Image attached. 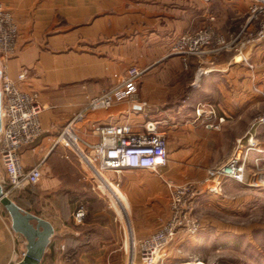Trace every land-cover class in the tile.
<instances>
[{"label":"crops","instance_id":"1","mask_svg":"<svg viewBox=\"0 0 264 264\" xmlns=\"http://www.w3.org/2000/svg\"><path fill=\"white\" fill-rule=\"evenodd\" d=\"M250 4L251 0H0L19 27L8 73L22 90L38 93L45 107L40 139L21 150L27 168L44 160L40 194L53 216H38L50 221L55 233L41 264H130L137 250L127 248V241L149 237L170 216L171 185L198 186L193 214L217 203L218 195L200 184L208 168L225 163L236 152L253 122L264 114V42L245 49L248 63L234 52H222L212 61L190 58L185 65L170 50L183 34L209 24L232 38L246 22ZM133 65L148 68L136 100L89 111L74 129L96 143L100 137L92 124L128 123L143 131L147 122L158 121L168 141V164L157 171L111 174L121 192H116L117 201L130 212L129 221L92 223L88 216L76 224L73 213L81 204L86 208L81 198L91 194L88 182L94 177L84 164L83 170L74 166L67 144L56 145V140L92 98L121 83ZM23 70L29 74L20 80ZM201 105L206 111L213 109L215 116L198 117ZM255 133L263 151L250 154L242 183L248 188L264 187V160L263 169L255 172V159L264 158V126ZM4 176L0 164V180ZM234 184L239 182L228 181L226 191ZM103 188L108 189L107 184ZM52 195L57 200H51ZM117 201L114 205L124 216ZM1 206L0 264H15L25 254L26 240L12 229ZM184 241L180 238L175 246L183 247Z\"/></svg>","mask_w":264,"mask_h":264},{"label":"built area","instance_id":"2","mask_svg":"<svg viewBox=\"0 0 264 264\" xmlns=\"http://www.w3.org/2000/svg\"><path fill=\"white\" fill-rule=\"evenodd\" d=\"M214 18H212L213 20ZM19 27L13 13L0 6V65L2 95V130L0 133V164L5 176L0 180L5 193L10 195L36 186L43 177L44 160L32 168L24 164L21 150L34 143L43 133L41 114L45 107L36 92L22 90L8 73V62L15 53ZM264 42V0H251L246 22L230 39L218 33L212 25L199 30L186 32L173 45L170 55L182 58L185 65L190 58L211 61L222 52H234L248 60L244 54L248 46ZM148 68L131 66L124 80L115 87L92 98L86 106L66 125L56 140L77 154L82 164L100 183L107 184L104 172L120 173L124 170H154L168 164V141L158 121H149L143 131H136L128 123L100 125L92 124L91 130L100 137L92 143L80 136L75 125L89 111L109 108L116 102L135 101L139 83ZM28 70L19 75L20 80L28 77ZM204 105L196 109L198 117L209 114ZM224 119L220 118L222 122ZM264 126V114L258 116L245 138L239 143L236 152L222 164L207 169L201 186L214 195H221L228 181L244 183L251 152L261 153L256 129ZM263 157L255 159L256 171H261ZM170 216L161 221L159 228L149 237L136 240L137 254L132 264L139 258L142 264H165L172 256L175 243L180 239L197 234L201 225L193 215L194 199L198 186L186 184L170 186ZM86 208L81 204L73 213L76 224L84 223ZM181 252V250H178ZM200 263V262H198Z\"/></svg>","mask_w":264,"mask_h":264},{"label":"rangeland","instance_id":"3","mask_svg":"<svg viewBox=\"0 0 264 264\" xmlns=\"http://www.w3.org/2000/svg\"><path fill=\"white\" fill-rule=\"evenodd\" d=\"M68 154L75 161L74 166L82 170L86 168L70 148ZM58 165L61 168L65 167L63 161L58 162ZM255 172L260 171L255 169ZM111 174L115 173L104 172L108 182L113 183L112 187H117L110 178ZM88 184L92 192L90 195L82 196L81 202L86 205V217L92 216V223L102 224L110 218L117 219L118 222L129 221L130 212L124 207V216H121L114 206L112 190L107 188L105 190L103 186L99 187L100 183L95 179ZM40 188V183L30 186L21 192H16L11 199L26 211L52 217L53 212L47 200L41 197ZM114 189L116 190L115 187ZM117 192L120 191L117 190ZM56 197L52 195L51 200H57ZM218 199L215 204L208 203L201 209L194 210L193 215L199 220L201 229L197 234L187 237L183 247H174L177 253L171 258L170 264L198 262L202 264H264V187L248 188L242 183L234 184L227 191L225 188L222 194L218 195ZM134 242L131 239L127 241V245L124 244L133 251L137 250ZM131 259L130 264L133 257ZM138 261L140 262L139 258L135 264H138Z\"/></svg>","mask_w":264,"mask_h":264},{"label":"water","instance_id":"4","mask_svg":"<svg viewBox=\"0 0 264 264\" xmlns=\"http://www.w3.org/2000/svg\"><path fill=\"white\" fill-rule=\"evenodd\" d=\"M2 130V95L0 91V133ZM0 204L11 218L12 229L26 240V251L23 258L15 264H41L52 237L55 233L53 224L23 209L4 191L0 182Z\"/></svg>","mask_w":264,"mask_h":264},{"label":"bare ground","instance_id":"5","mask_svg":"<svg viewBox=\"0 0 264 264\" xmlns=\"http://www.w3.org/2000/svg\"><path fill=\"white\" fill-rule=\"evenodd\" d=\"M112 185H113L112 183H107L108 189L113 191L115 201H117V198H116L117 193H116V192H117V190H119V189H118L116 186H113V187H112ZM114 187H115L117 190H115ZM120 197H121V196H120V194H119V198H120ZM120 199H121V198H120ZM117 203H118V201H117ZM113 204H114V203H113ZM118 204H119V203H118ZM114 206H115V205H114ZM119 206H121V205H119ZM121 207H122V206H121ZM121 207H120V208H121ZM123 208H124V207H122L121 209H123ZM124 209H125V208H124ZM118 213H119V212H118ZM123 213H124V212H123ZM121 216H122V215H121ZM185 264H192V263H185ZM195 264H202V263L200 262V263H195Z\"/></svg>","mask_w":264,"mask_h":264},{"label":"trees","instance_id":"6","mask_svg":"<svg viewBox=\"0 0 264 264\" xmlns=\"http://www.w3.org/2000/svg\"><path fill=\"white\" fill-rule=\"evenodd\" d=\"M14 196V194L10 195V198H12Z\"/></svg>","mask_w":264,"mask_h":264}]
</instances>
